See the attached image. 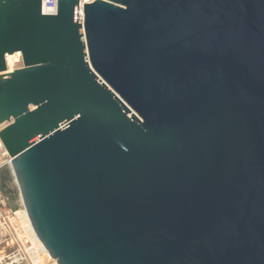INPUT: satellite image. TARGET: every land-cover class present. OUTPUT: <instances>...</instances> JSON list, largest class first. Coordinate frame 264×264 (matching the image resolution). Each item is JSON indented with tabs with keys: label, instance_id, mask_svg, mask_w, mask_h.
<instances>
[{
	"label": "water",
	"instance_id": "water-1",
	"mask_svg": "<svg viewBox=\"0 0 264 264\" xmlns=\"http://www.w3.org/2000/svg\"><path fill=\"white\" fill-rule=\"evenodd\" d=\"M41 2L0 0V141L50 259L264 264V0Z\"/></svg>",
	"mask_w": 264,
	"mask_h": 264
},
{
	"label": "built area",
	"instance_id": "built-area-1",
	"mask_svg": "<svg viewBox=\"0 0 264 264\" xmlns=\"http://www.w3.org/2000/svg\"><path fill=\"white\" fill-rule=\"evenodd\" d=\"M41 14L54 16L56 14L57 0H41ZM96 0H79V19L82 24L83 5L92 4ZM14 65H21V56ZM5 66L7 63L5 60ZM8 68V67H7ZM13 69L9 72H12ZM8 73L7 72L5 74ZM5 148L0 141V168L9 163ZM1 168V169H2ZM0 261L5 264H50L53 262L43 245L40 244L34 229H32L27 213L22 205L13 209L4 192L0 189ZM8 250L11 252L6 253Z\"/></svg>",
	"mask_w": 264,
	"mask_h": 264
},
{
	"label": "rangeland",
	"instance_id": "rangeland-1",
	"mask_svg": "<svg viewBox=\"0 0 264 264\" xmlns=\"http://www.w3.org/2000/svg\"><path fill=\"white\" fill-rule=\"evenodd\" d=\"M11 59V58H10ZM13 70L15 69H19L21 68L22 66L21 65H14L13 64ZM8 172L9 174V177H10V182L9 184H7V186L5 187V190H4V193L6 194L7 197H9V202H10V205L13 209H17L21 206V200H20V197H19V194H18V189H17V186H16V182L14 181L13 179V176H12V173H11V169H10V166H5L3 167L2 169H0V177L1 175L4 173V172ZM1 182V181H0ZM0 250H1V247H0ZM11 250H8L6 253H10ZM1 256V255H0ZM0 264H5V262H2L0 261ZM50 264H54L53 262H51Z\"/></svg>",
	"mask_w": 264,
	"mask_h": 264
},
{
	"label": "bare ground",
	"instance_id": "bare-ground-1",
	"mask_svg": "<svg viewBox=\"0 0 264 264\" xmlns=\"http://www.w3.org/2000/svg\"><path fill=\"white\" fill-rule=\"evenodd\" d=\"M21 54L20 53H14L12 55H6L5 57V60H6V63H7V69H8V72L11 71L13 69V63L16 62L17 58H20ZM11 58V59H10ZM1 128V127H0ZM54 264H56V261L52 260Z\"/></svg>",
	"mask_w": 264,
	"mask_h": 264
},
{
	"label": "trees",
	"instance_id": "trees-1",
	"mask_svg": "<svg viewBox=\"0 0 264 264\" xmlns=\"http://www.w3.org/2000/svg\"><path fill=\"white\" fill-rule=\"evenodd\" d=\"M10 180V177H9V174L8 172H4L1 177H0V189L4 192L5 190V187L7 186V184H9V181ZM6 191V190H5ZM6 193V192H5ZM4 193V194H5ZM6 195V194H5Z\"/></svg>",
	"mask_w": 264,
	"mask_h": 264
},
{
	"label": "crops",
	"instance_id": "crops-1",
	"mask_svg": "<svg viewBox=\"0 0 264 264\" xmlns=\"http://www.w3.org/2000/svg\"><path fill=\"white\" fill-rule=\"evenodd\" d=\"M0 258H1V256H0Z\"/></svg>",
	"mask_w": 264,
	"mask_h": 264
}]
</instances>
